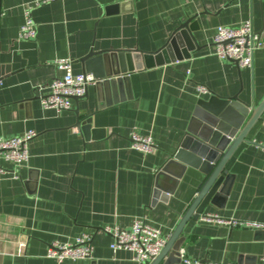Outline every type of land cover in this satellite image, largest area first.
I'll use <instances>...</instances> for the list:
<instances>
[{
    "label": "crops",
    "instance_id": "1",
    "mask_svg": "<svg viewBox=\"0 0 264 264\" xmlns=\"http://www.w3.org/2000/svg\"><path fill=\"white\" fill-rule=\"evenodd\" d=\"M116 1L0 0V66L8 67L0 82V136L36 132L25 164L0 159L7 169L0 174V264H140L132 251L113 250L103 228L130 229L143 218L166 240L173 233L206 176L187 166L163 201L155 197L156 173L178 147L198 99L238 94L251 106L264 99V0H129L120 11L105 12ZM29 6L37 35L19 38ZM191 17L199 26L193 49L173 50L172 63L127 73L125 100L112 102L126 95L124 85L112 97L90 85L70 110L43 107L47 85L63 73L58 60L70 59L73 72L84 73L79 60L91 49L155 52ZM248 20L263 41L252 66L219 58L218 26ZM77 115L92 116L100 137L86 140L74 126ZM132 131L150 135L153 150L131 148ZM247 139L226 165L231 179L224 191L183 228L180 250L191 258L264 264V228L246 225L264 224V114ZM206 214L223 221L205 220ZM83 233L92 236L91 258L47 256L52 242H74Z\"/></svg>",
    "mask_w": 264,
    "mask_h": 264
},
{
    "label": "water",
    "instance_id": "2",
    "mask_svg": "<svg viewBox=\"0 0 264 264\" xmlns=\"http://www.w3.org/2000/svg\"><path fill=\"white\" fill-rule=\"evenodd\" d=\"M128 3L129 0H117L105 6V12L120 11ZM198 28L195 18L191 17L182 22L170 41L155 52L145 53L139 49H91L79 61L83 65V72L91 73L97 79L95 86L98 89L105 88L111 93V97L116 87L121 91L124 85L126 95L120 96L119 99L114 97L112 102L125 100L130 94L127 73L176 61L177 55L174 56L172 51L181 49L185 52L187 47L193 49V43L196 45L193 31ZM5 71H8V67L0 66V80ZM80 98L73 99L77 101ZM263 114L264 99L257 106L245 103L238 94L221 97L211 93L208 98L198 99L178 147L170 154L168 162L156 173L155 197L165 201L174 192L175 185L187 166L200 169L206 178L196 198L150 264L181 262L180 249L183 240L181 233L186 222L192 217H199L207 204L215 202L216 197L224 191L231 179L226 171L227 163L237 148L243 142L249 141L248 132ZM92 122V116L77 115L74 126L82 132L86 140L100 137V131L92 127ZM173 166L180 167L181 172L176 173L172 170Z\"/></svg>",
    "mask_w": 264,
    "mask_h": 264
},
{
    "label": "built area",
    "instance_id": "3",
    "mask_svg": "<svg viewBox=\"0 0 264 264\" xmlns=\"http://www.w3.org/2000/svg\"><path fill=\"white\" fill-rule=\"evenodd\" d=\"M51 0H42V2ZM32 6L25 9V21L20 28L19 38L32 39L37 35L36 27L31 15ZM215 54L221 59H229L240 67H250L253 63L255 51L263 45V41L256 33L250 20L237 26L220 25L213 37ZM73 62L70 59H60L57 67L63 73L52 78L47 85V93L41 96V103L45 108H53L57 111L70 110L73 107L74 97H83L90 85H95L97 79L91 73H74ZM1 82V80H0ZM198 90L207 93L203 85ZM36 135L35 130H27L11 137L0 136V159L20 167L29 160V142ZM131 148L143 152H151L155 146L150 135L132 131ZM7 169L0 166V174ZM209 221L223 220L215 214H206L202 217ZM235 225L238 222L230 220ZM248 226L264 228V224L247 222ZM103 231L111 235L110 247L113 250L127 249L133 252L134 259L140 264H147L153 260L162 250L166 238L159 227L147 223L143 218L133 221L130 229H122L119 226H107ZM90 233H83L74 242H52L47 249V256L63 261L66 259H87L93 255ZM181 264H221L214 261H202L188 256L180 250Z\"/></svg>",
    "mask_w": 264,
    "mask_h": 264
}]
</instances>
